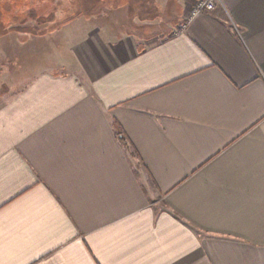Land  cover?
Masks as SVG:
<instances>
[{
    "label": "crops",
    "instance_id": "0c3cea01",
    "mask_svg": "<svg viewBox=\"0 0 264 264\" xmlns=\"http://www.w3.org/2000/svg\"><path fill=\"white\" fill-rule=\"evenodd\" d=\"M106 1L6 29L0 264H264V0Z\"/></svg>",
    "mask_w": 264,
    "mask_h": 264
},
{
    "label": "rangeland",
    "instance_id": "374dc122",
    "mask_svg": "<svg viewBox=\"0 0 264 264\" xmlns=\"http://www.w3.org/2000/svg\"><path fill=\"white\" fill-rule=\"evenodd\" d=\"M78 1L79 0H15V1H13V0H0L1 6L3 3L11 5L10 7L14 6V10L17 11L18 13H23L25 11L32 10V12H34V15H35V16H31L32 14L31 15L26 14L24 18H19V21L17 23L16 22L12 23L13 25L19 24L20 26L24 27V28H22V31H24V32L19 34V35H16V37L19 38L20 41H22L24 38L26 39L25 42H20L21 44H19V47H20L19 48L20 63L25 61V62H23L24 66H25L24 70H21L22 72H20V71L19 72H20V74H23L22 79H26V81H23L20 84H16L15 87L13 88V90H16V89L18 90L19 88L24 86L26 84V82L29 80V78L34 76V74H36L37 71L41 67L43 68L45 66V64L48 63L47 61H49V59L46 58V60L43 59L38 64H35L33 61L27 63L28 62L27 59H29L28 57H31L37 51L36 49H37V45H38V44H36V43H38L37 39H35V38L33 39L32 36L30 35L29 27L30 26H36L37 30L42 31L44 29V27L46 26L47 28H50L48 31L54 30L56 28V26L60 25L59 23L61 21L68 19L65 16V13L63 14L65 17L61 16L60 10L61 9L65 10V11L71 13V14H69V16H72L76 12ZM111 1H114V0H111ZM116 1L117 0H115V3H113V6L118 5V3ZM119 1L120 0H118V2ZM193 1L194 0H189L188 2L189 3L191 2L190 5H192ZM86 2L91 3V0H86ZM12 3H14V4H12ZM5 4H3L4 7H5ZM104 4H107L106 0L104 1ZM104 4H102L103 7L105 6ZM97 7H98V4H97ZM96 9H98V8H96ZM90 10H92V8ZM9 16H11V15H8L7 17H9ZM80 17H82V16H80ZM83 17H86V16H83ZM87 17H89V16H87ZM2 18H3L2 19L3 24L6 27L9 25H12L10 22H8V19H6V18L4 19V16ZM187 18H188V15H187ZM60 27H62V26H60ZM3 31L4 30H2V28H0V62H3L2 65H4L5 67L7 66L8 68H10L11 67L10 66L11 50H12L13 45L16 48V42L15 41H17L16 40L17 38L14 37V39H13L12 37H10L11 35L10 36L7 35L8 38H6L7 36L2 37L1 34H3ZM38 37H40V36H38ZM8 57H9V59H8ZM29 64H30V66H28Z\"/></svg>",
    "mask_w": 264,
    "mask_h": 264
},
{
    "label": "trees",
    "instance_id": "16d2710c",
    "mask_svg": "<svg viewBox=\"0 0 264 264\" xmlns=\"http://www.w3.org/2000/svg\"><path fill=\"white\" fill-rule=\"evenodd\" d=\"M13 1H15V0H13ZM104 1L105 0H91V3L90 2L88 3V2H86V0H79L78 4H77L76 12L72 16H69V14H71V13L61 9L60 10L61 16H64L63 14L65 13V16L68 19H66L64 21H61L59 23L60 25L56 26V28H59L60 26H63L65 24H67L69 21H71V20H73L75 18H78L80 16H82V17L86 16L85 18H89L90 15H92L94 12H100L104 8L103 5H102V4H104ZM14 3H12V4H14ZM3 4H5V3H3ZM3 4H2L3 7L0 4V28H2V30H4L3 34H1V36L2 37L7 36V34H9L7 32L8 30H11L12 32L16 31L19 34L23 33L24 31H22V28H24V27L20 26L19 24L13 25L12 23H15V22L17 23L19 21V18H24L26 14L31 15L34 12H32V10H30V11L28 10V11H25L23 13H18L17 11L14 10V6L10 7L11 5L5 4V7H4ZM97 4H98V7H97ZM91 8H92V10H90ZM96 8H98V9H96ZM8 15H11V16L7 17ZM3 16H4V19L5 18L8 19V22H10L12 25H9V26L6 27L3 24V21H2V19H3L2 17ZM31 16H34V14L31 15ZM87 16H89V17H87ZM6 29H8V30H6ZM49 29L50 28H47L45 26L42 31H39V30H37L36 26H30L29 27V32H30V35L32 37L33 36H37L38 37V36H42V35L46 34ZM12 32H10V33H12ZM25 40H26L25 38L22 41L18 40V43L21 44L20 42H25ZM37 42H38V40H37Z\"/></svg>",
    "mask_w": 264,
    "mask_h": 264
},
{
    "label": "built area",
    "instance_id": "2783aa9c",
    "mask_svg": "<svg viewBox=\"0 0 264 264\" xmlns=\"http://www.w3.org/2000/svg\"><path fill=\"white\" fill-rule=\"evenodd\" d=\"M188 3V19L193 18L204 11H212L219 4H222V0H194L192 5Z\"/></svg>",
    "mask_w": 264,
    "mask_h": 264
}]
</instances>
